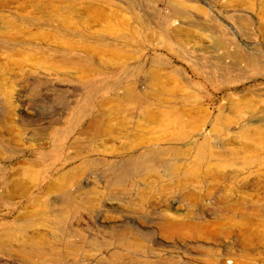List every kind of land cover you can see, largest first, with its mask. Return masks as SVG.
I'll return each instance as SVG.
<instances>
[{"label":"rangeland","instance_id":"rangeland-1","mask_svg":"<svg viewBox=\"0 0 264 264\" xmlns=\"http://www.w3.org/2000/svg\"><path fill=\"white\" fill-rule=\"evenodd\" d=\"M119 80L135 81L149 107L192 118H136ZM101 117L102 136L80 134ZM147 138L176 149L161 163L178 159L194 173L153 165L107 187V171L130 163ZM0 145V237L11 230L17 239L2 240L12 248L0 250V264H206L237 249L217 237L229 222L216 214L238 180L264 196V0H0ZM231 152L254 163L229 181ZM188 206L203 212V240L162 239L161 215L187 221ZM30 236L51 252L14 250ZM249 247V263L263 264L264 246Z\"/></svg>","mask_w":264,"mask_h":264},{"label":"bare ground","instance_id":"bare-ground-1","mask_svg":"<svg viewBox=\"0 0 264 264\" xmlns=\"http://www.w3.org/2000/svg\"><path fill=\"white\" fill-rule=\"evenodd\" d=\"M167 5L172 7L174 12L179 10L178 6L174 7L173 6L174 4H171L170 2H168ZM177 5H179V4H177ZM64 10L69 11L70 9L66 7ZM41 23L49 24V21L43 20ZM232 50H234V49H232ZM44 57H47V56L42 55V58H44ZM74 64H80L81 65V62L80 61H74ZM155 83H156V79L153 78L150 81V88H153L155 86ZM114 86H118L119 88L122 89L121 100L123 103L127 104L128 106H133L134 111H135L134 114L136 115V118H142L144 120V122H146L148 124L164 122L167 120V118L169 116H176L178 118L182 117V116H190V118H192V116H191L192 114L187 115L186 113L176 111V110H168L167 111L165 109H162L159 105L156 106L155 108L149 107V101L147 100V98L140 95V94H142L141 91L139 92L138 90H136V83L133 80L130 82H127V83L122 81V80H119L118 82H116L114 84ZM127 113H128L127 111H123L121 114H125V117H129V115H131L130 114L131 112L128 114ZM131 116H133V115H131ZM188 122H189V120H180V121H178V124L183 125V124H187ZM137 123H138V120H137ZM136 126H137V124H136ZM92 128L94 129V131L91 130ZM107 128H108V124H106L104 119L101 117V119H99V120H94V121L90 122L89 125L86 126L80 132V134H82V136H87V137H91V138L95 137L96 138V137L102 136L104 134V132L107 131ZM166 141H168V145H170L171 141H176V138L173 135L170 139H168ZM136 142H137V145L136 146L134 145V146L136 147V149H137V147H140V148H138L139 150H136V152H135V150H132L134 147L131 149L130 152L133 154L131 162L128 164L122 165V167L118 166L119 165L118 164V165H116L115 168L112 167L114 169V171H111L113 169L107 171V175H105L106 176L105 183L107 184V187H113L115 185H121L122 182L124 181V179L127 178L128 176L135 174V173L137 175H139L140 172H144L143 170H145L144 169L145 167H152L153 165H154V167H156V169L161 168L162 170H165L169 175L182 174V171L185 175L194 173L195 169H192V170L184 169L183 164H181V162H179L178 159H175V162H171V163H169V162L161 163L160 159L164 155H166L168 152H170L171 150H172V153H174L176 151L175 148L170 147V146L166 147V146L160 145L159 142H156L151 138H147L146 140L139 139V141L136 140ZM229 157H230L229 160L232 161V164H229V166H228L231 169L230 174L227 175V179L229 181L235 180L236 178L237 179L241 178V175L244 173L246 167H248L254 163L253 159L241 156V155H239L237 153H233V152L230 153ZM15 173L16 172H14V174ZM76 176H77V173L76 174L73 172L67 173L66 181L67 182L73 181L76 179ZM18 182H20V181H18ZM17 183L13 187L18 188V186H21L20 183H18V184ZM257 185L258 184L254 181L253 187L255 188L256 191L259 189V187ZM245 186H246V183L244 180H241V181L238 180L237 191H235V189H231L232 190L231 198H230V199H232L231 202L227 203L223 208L218 207V211L216 214V216L219 217L218 221H216L217 223L220 224L219 221L222 219H225L229 222V224L226 226V228H224L219 233V235H217V237L218 238L219 237H221V238H226V237L227 238H233L235 240V247L237 249H227V250L221 252L218 255L217 259L210 258V259H207L205 261L203 260V262H205L206 264H250L249 261H251L252 258L247 253L248 248H250L249 246L251 244H253V242H254V244L256 243L257 245L264 246V235L260 236V234H259L260 233L259 228L262 227V230L264 231V225H263V223L261 226L259 225V223H257V224L253 223V221H255L254 220L255 217L260 216L258 214L259 212H262V214H263V211H261L258 208L259 207L258 205L264 204V196L263 195L262 196L261 195H254L253 196L252 194H248V193L244 192L243 189H245ZM49 188H51V187H48L47 189H49ZM80 188H82V187H80ZM176 188L178 190L183 191V190H185V184L182 182H178ZM11 189H12V187H11ZM14 190H16V189H14ZM52 190H53V188H52ZM10 192H11V190H10ZM207 196L208 195H206L205 197H207ZM86 197H88V195H86L85 198ZM66 198H67L66 204L68 205V207H72L71 199L69 198V196H66ZM193 199L198 200L199 198L192 193L191 194L186 193L183 196V200H186V202H187V200L191 201ZM190 201H189V204L191 203ZM226 202H227V199L225 197H220L217 200V204H221V205L225 204ZM193 208H194V206H193ZM63 211H64L63 209L58 210L59 213L57 214V218L61 219L63 217V213H64ZM202 215H203V212L201 209L190 210V207L188 208V213L185 215L187 221L183 220L182 218H181V220H175V219L169 218L168 216L162 214L161 215V217H162L161 221L156 223V226L158 229L157 232H159L160 236L164 240H172V241L176 240V241H181V242H183V241H188V242L198 241L199 242V240H203L202 237H203L204 227L199 222L200 220H202ZM123 230H124V228H123ZM10 231L4 232L2 234V236L0 237V250H10L12 248L10 246L11 245L10 243H9L10 245L5 244L2 242V240L6 239L9 242H14L17 240L15 238L14 232L13 231L10 232ZM33 237H35V236H33ZM38 237H36V238H38ZM131 243H132V246L134 248H141V244H140L139 240L133 238V241ZM153 245L156 246V248L158 250H159V248L163 247L160 243H154ZM46 248H47V245H44L43 242H39L36 239L31 238V236H30V238H24L23 237V239L19 242V245L16 248H14V250H17V252L20 253L21 250L28 249L29 251L33 252L34 254H44L46 252V250H48ZM49 250H50V248H49ZM49 252H51V250ZM192 258H194V257H192ZM133 259H132V261H133ZM193 261H195L197 263L199 262L198 259H193ZM116 264H122V263L119 262ZM144 264H146V262H144Z\"/></svg>","mask_w":264,"mask_h":264}]
</instances>
